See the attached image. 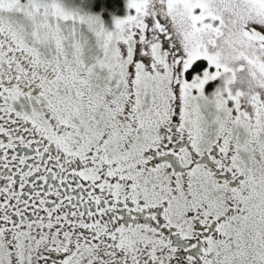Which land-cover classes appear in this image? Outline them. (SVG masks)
Wrapping results in <instances>:
<instances>
[{"label":"snow or ice","instance_id":"snow-or-ice-1","mask_svg":"<svg viewBox=\"0 0 264 264\" xmlns=\"http://www.w3.org/2000/svg\"><path fill=\"white\" fill-rule=\"evenodd\" d=\"M0 264H264V0H0Z\"/></svg>","mask_w":264,"mask_h":264}]
</instances>
